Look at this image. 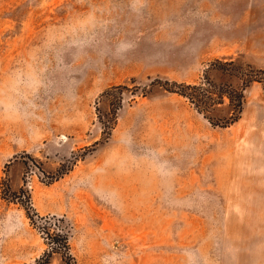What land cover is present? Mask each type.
<instances>
[{"label":"rangeland","instance_id":"rangeland-1","mask_svg":"<svg viewBox=\"0 0 264 264\" xmlns=\"http://www.w3.org/2000/svg\"><path fill=\"white\" fill-rule=\"evenodd\" d=\"M263 70L264 0H0V264H264Z\"/></svg>","mask_w":264,"mask_h":264},{"label":"trees","instance_id":"trees-1","mask_svg":"<svg viewBox=\"0 0 264 264\" xmlns=\"http://www.w3.org/2000/svg\"><path fill=\"white\" fill-rule=\"evenodd\" d=\"M259 75H262L261 77H256L257 79L250 80L249 83L257 81L259 83L264 82V70L263 71H258ZM173 88L179 89L174 91L173 89H168L169 92L179 94L181 96H184L185 98L189 100H196L198 103H201L202 99H199V95L196 93L193 94H188L186 93L187 91H197L196 86H189V85H173ZM232 101V99H230ZM239 109H238V114L234 118H230L228 121L223 122L221 125L222 127H227L228 125H231L235 122L238 121L240 113H241V105H242V97H239ZM210 121V119H209ZM212 124V122H211ZM213 126H217L218 124H212ZM47 237H49V240L51 241L49 243V249L48 251L44 252L43 256L39 258L38 260L34 261L32 264H48L49 257L54 253V251H63L64 255H66L67 260L70 262L72 260V257L69 253V247H68V233H57L54 235H50L47 230H46ZM67 264H69L67 262Z\"/></svg>","mask_w":264,"mask_h":264}]
</instances>
